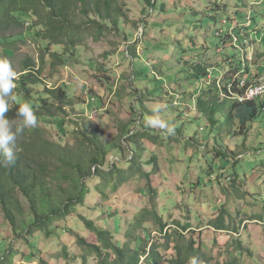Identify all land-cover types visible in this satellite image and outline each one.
<instances>
[{
    "label": "rangeland",
    "instance_id": "374dc122",
    "mask_svg": "<svg viewBox=\"0 0 264 264\" xmlns=\"http://www.w3.org/2000/svg\"><path fill=\"white\" fill-rule=\"evenodd\" d=\"M235 1L159 0L158 7L146 18L143 2L128 0L133 12H130V22L123 24V31L130 38L126 42L123 36L113 37L120 44L115 55L107 54L116 50L113 43L90 42L89 46L82 47L71 58V66L58 68L56 75L50 76L48 73L44 76L45 86L37 87V91L44 92L46 87L52 90L70 86L74 92V103L65 106L64 117L69 122L68 135H60L57 122L49 121L51 117H48L49 122L41 124L47 130V138L76 148L75 132L95 134L109 147L107 160L115 162L120 169L128 170L133 165L130 163L139 162L146 176L156 166L159 174H155L151 182L141 175L134 177L123 188H118V191H114L117 179L94 176L89 180L90 192L86 203L79 204L55 222L56 227L51 229V234L38 232L34 238L30 237V244L17 242L14 247L19 254L13 258V264H42V259L50 264H85L83 257L86 256V251L75 235L85 237L88 242L98 240L97 234L89 228L85 218L94 220L97 226L111 230L116 233L117 239L126 242L127 233L133 229L139 215L144 209L152 208V195L147 194L150 184L159 191V210L167 225L164 232L161 230L162 226L152 216L149 217L144 226L150 230L151 236L145 241L144 248L161 252L163 258L159 264H169L170 259L177 257L175 245L181 239L179 233L182 229L177 221L181 225L191 224L185 233L186 239L196 240L195 246L198 242L202 243V252L205 255H216L215 260L223 262L224 248L232 242L234 244L235 238H239L244 249L249 247L252 252L248 256L244 251V264H264V113H261L257 124H254L247 136L244 133H234L236 129L226 120L227 114L223 112L230 108L222 109V115L219 116L221 123L213 128L198 112L197 100L209 84L214 86L216 83L219 91L224 92V71L219 70L218 81L211 79V83L196 79L189 83L178 75L183 67L178 64L180 59H193L194 62L210 59L208 62L217 66L221 54L235 56L237 62L242 59V70L246 69L247 64L251 68H258V72L254 74L256 77L248 71L238 74L241 86H246V80L251 86L256 83V78L264 75V0L252 2V7L249 8L251 20L243 26L250 28L249 31L256 29L252 38L262 43L259 45L260 52L248 47V59L242 58L243 50L233 48L230 42L221 46L220 52L217 51L219 39L216 34L229 22L225 14L221 11L213 12V9L216 4L234 5ZM164 5L167 10H163ZM142 18H146L149 23L146 24V29L140 24ZM25 30L21 28L13 34ZM130 43L133 57L127 51ZM234 44L238 45L236 40ZM13 46V57L6 55V46H0V59L10 62L16 72L13 83L17 86L16 81L23 75L21 73L27 59L40 64V51L31 41L19 42ZM94 62L96 65L93 69L91 67ZM260 65L263 74L259 73ZM228 68L227 65L225 71ZM227 73L226 77L232 78L233 73ZM108 75L111 76L110 79L105 77ZM133 76L138 80L134 90L135 97L130 96ZM248 76L251 78L248 79ZM192 94L194 95L190 98ZM220 96L226 107L231 106L232 102L226 100L227 93ZM91 103L96 106L92 108ZM52 112L56 113V109ZM134 120L136 123L129 126ZM154 120L162 121L165 126L154 125ZM77 122L80 123L77 125ZM16 127L18 122L13 124L14 131ZM128 127L138 131L141 137L138 140L141 142L140 149L135 143L138 138L127 143L125 135L122 136ZM121 136L122 141L127 143L124 145L127 149L124 152L116 148L122 142ZM233 179L235 184L243 187V194L235 192L231 182ZM24 200L27 204L28 201ZM228 210L236 218L226 214V219L236 226L240 224L239 232L229 227L219 229L213 223L224 211L229 213ZM118 221L121 222V231H118ZM145 227L138 230V234L144 239L148 238ZM0 233L9 241L12 239V231L2 217ZM36 240H39V244L34 248L32 244ZM214 240L217 241V247L213 246ZM2 251L4 249H0V254ZM232 251L242 254V251L235 248ZM64 252H68L69 257ZM33 254L40 257L30 260L28 257ZM146 255L142 256L139 264H155ZM91 259L89 264L99 263L96 259Z\"/></svg>",
    "mask_w": 264,
    "mask_h": 264
},
{
    "label": "trees",
    "instance_id": "16d2710c",
    "mask_svg": "<svg viewBox=\"0 0 264 264\" xmlns=\"http://www.w3.org/2000/svg\"><path fill=\"white\" fill-rule=\"evenodd\" d=\"M141 1L144 4L143 13L147 18L158 7L159 0ZM252 2L257 3V0L251 2L250 0H236L234 5H215L213 12L221 11L229 22L223 30L216 34L219 39L217 51L220 52L222 50L220 47L226 46L230 42L233 48L243 50L242 58L248 59L250 55L248 47L260 52L259 45L262 43L256 42V38H252L256 29L249 31L250 28L243 27L247 21L251 20L249 8L252 7ZM163 10H167L166 5L163 6ZM130 12H133V9L128 0H0V46H6V55L13 57L15 55L13 45L19 42L28 43L31 41L40 51V64L27 59L23 65L21 73L23 75L16 81L17 86L13 94L15 99L7 101L9 110L5 116L12 123L13 131L14 123L18 122V126L23 123L22 118L17 115L21 103L30 104L38 125L34 128L26 127L23 132L17 135L16 147L13 150L15 162L8 166L0 163V218L4 219L13 234L9 241L0 233V249H4L0 254V264H13V258L19 254V251L14 247L17 242L30 244V237L34 238L38 232L51 234V229L56 227L55 222L66 216L79 204L86 203L87 195L90 192L89 180L94 176L101 175L117 179L118 183L114 185V191H118L134 177L141 175L142 178L147 177V180L151 182L153 176L159 174L156 166L155 170L146 176L139 166V162L130 163L133 165L128 170L120 169L115 162L107 160L110 152L107 148L109 147L98 135L92 134V136L91 133L77 131L73 134L77 147L70 148L61 142L47 138L45 136L47 130L41 126L42 123L56 121L59 134L67 136L69 122L64 117L65 106L74 103V92L70 86L52 90L46 87L44 92L37 91V87L45 86L44 76L48 73L50 76L56 75L59 71L58 68L71 66V58L77 55L79 49L89 46L90 42L113 43L116 50L107 52V54L115 55L120 44L113 37L123 36L124 41L129 42L130 35L123 31V24L131 19ZM146 18H142L140 22L145 29L147 28L146 24H149ZM212 18L216 21V17L212 15ZM136 25L139 26V23ZM21 28L26 30L13 34ZM236 39L239 46L234 44ZM127 51L131 56H134L131 43ZM220 56V58L217 57L219 59L217 66L210 64L208 62L210 59H203L199 62H194L193 59H180L178 64H182L183 67L178 71V75L187 79L189 83L194 79L211 83V79H214L215 82L218 81V71L223 70L225 73V79L222 81L224 92L219 91L216 83L214 86L209 84L198 97V112L210 123L211 127L217 128L221 123L219 116L222 115V109L230 108L223 112V114H227L226 120H229L228 122L236 129L233 130L234 133L237 135L244 133L247 136L254 124H257L261 113H264V99L240 102V96L245 94L249 85L246 80V86H241L240 81L238 82V74L248 71L249 74L252 73V76L256 77L254 74L258 72V68L256 69V66L251 68L247 64L246 69L242 70V59L237 62L235 56L224 54ZM262 62L264 65V60ZM95 65L94 62L91 68L94 69ZM227 65L229 66L227 71L233 73L231 77L234 80L226 77L228 74L225 71ZM261 68L262 65L259 67V73L263 74L260 71ZM100 70L103 71L102 68ZM105 77L111 78L110 75ZM250 78L251 76H248V79ZM136 81L138 80L131 81L133 87L130 88V96L133 97H135L134 90L137 87ZM223 93H227L226 100L232 102L231 106L226 107L223 103V98L220 96ZM193 95H190V98ZM136 97L139 98V96ZM95 106L96 104L91 103L92 108ZM54 108L56 113L52 112ZM48 117H51V120L48 121ZM79 123L77 122V125ZM133 123H136L135 120L130 122L129 126H133ZM123 135H125L124 139L127 138V143L129 140L138 138L135 143L137 148H141V142L138 141L141 137L136 129L128 127ZM122 136L121 141L123 140ZM126 142H119L120 146H116V148L120 152H124ZM221 151H219V155ZM2 160L3 157L0 156V161ZM231 182L235 192L243 194V187L240 184H235V179ZM195 185L197 184H193V186ZM147 194L152 195V208L144 209V212L139 215L133 229L127 233L128 239L124 243L117 239L116 233L105 227L97 226L92 219L85 218L89 228L98 236L97 241L88 242L85 237L75 235L86 251V256L83 257L85 264H89L91 258L96 259L98 264H139L145 254L149 261L155 264L162 261L163 256L160 251L144 248L145 241L151 236L150 230L144 226V222L148 223L149 217L152 216L162 226L161 230L164 232H166L167 225L163 220L164 215L159 210V191L150 184ZM24 199L28 201L27 204ZM228 212L224 211L213 223H216L219 229L224 230L229 227L239 232L240 224L236 226L235 223H228L226 214L236 218L235 215L230 214L232 213L230 210ZM177 223L179 227H182L179 233L181 239L175 245L177 257L170 259L169 264H191L193 258H196L195 264H244L246 255L244 251L248 253V256L252 255L249 247L244 249L242 241L235 238L234 244L230 243V246L225 247L222 252L225 260L223 262L215 260L216 255H205L202 252V243L198 242L195 246L196 240L186 239L185 233L191 227L190 223L185 225H181L179 221ZM143 226L148 232L146 239L138 234V230L144 228ZM117 227L118 231H121V222L118 221ZM38 242L39 240H36L32 244L34 248L39 244ZM213 246L217 247L216 240H214ZM234 248L242 251V254L234 253L232 251ZM64 253L66 257H69L67 256L68 252ZM35 257L39 258L40 255L34 256L33 254L28 258L32 260ZM42 261V264H50L46 260L42 259Z\"/></svg>",
    "mask_w": 264,
    "mask_h": 264
},
{
    "label": "clouds",
    "instance_id": "9594fccd",
    "mask_svg": "<svg viewBox=\"0 0 264 264\" xmlns=\"http://www.w3.org/2000/svg\"><path fill=\"white\" fill-rule=\"evenodd\" d=\"M261 77H264V75H260L255 84H257ZM15 78L16 72L12 69L10 62L7 59H0V156L3 157L0 163H3L4 166H8L15 162L13 150L16 147L17 135L23 132L26 127L34 128L37 126V118L32 107L28 103H21L18 108L17 115L19 118H22L23 123L16 127L15 131L12 130V123L5 116V113L9 110L7 103L8 99H15V97L11 95L13 88L16 86L13 83ZM263 96L258 98H262ZM152 123L154 125L159 124L160 127L165 126L162 121L154 120ZM195 261L196 258H193L191 264H195Z\"/></svg>",
    "mask_w": 264,
    "mask_h": 264
},
{
    "label": "built area",
    "instance_id": "2783aa9c",
    "mask_svg": "<svg viewBox=\"0 0 264 264\" xmlns=\"http://www.w3.org/2000/svg\"><path fill=\"white\" fill-rule=\"evenodd\" d=\"M263 95H264V77H261L257 82V84L248 87L245 95L240 96L239 101L240 102L252 101Z\"/></svg>",
    "mask_w": 264,
    "mask_h": 264
}]
</instances>
